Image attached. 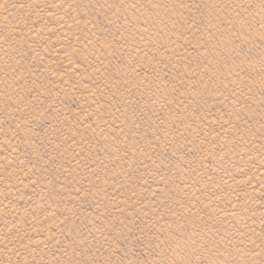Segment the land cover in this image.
I'll list each match as a JSON object with an SVG mask.
<instances>
[{"label": "rangeland", "instance_id": "rangeland-1", "mask_svg": "<svg viewBox=\"0 0 264 264\" xmlns=\"http://www.w3.org/2000/svg\"><path fill=\"white\" fill-rule=\"evenodd\" d=\"M0 264H264V0H0Z\"/></svg>", "mask_w": 264, "mask_h": 264}]
</instances>
